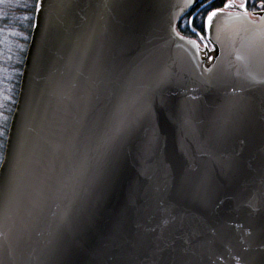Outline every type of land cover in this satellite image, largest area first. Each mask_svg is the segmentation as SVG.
Instances as JSON below:
<instances>
[{
    "label": "water",
    "instance_id": "obj_1",
    "mask_svg": "<svg viewBox=\"0 0 264 264\" xmlns=\"http://www.w3.org/2000/svg\"><path fill=\"white\" fill-rule=\"evenodd\" d=\"M188 1H37L0 264H264V21L197 47Z\"/></svg>",
    "mask_w": 264,
    "mask_h": 264
},
{
    "label": "rangeland",
    "instance_id": "obj_2",
    "mask_svg": "<svg viewBox=\"0 0 264 264\" xmlns=\"http://www.w3.org/2000/svg\"><path fill=\"white\" fill-rule=\"evenodd\" d=\"M38 0H0V164Z\"/></svg>",
    "mask_w": 264,
    "mask_h": 264
},
{
    "label": "flooded vegetation",
    "instance_id": "obj_3",
    "mask_svg": "<svg viewBox=\"0 0 264 264\" xmlns=\"http://www.w3.org/2000/svg\"><path fill=\"white\" fill-rule=\"evenodd\" d=\"M262 4L264 0H189L185 11L175 22V29L182 38L195 46L212 48L211 39H217L221 30L235 18L262 23ZM212 12L217 14L209 21Z\"/></svg>",
    "mask_w": 264,
    "mask_h": 264
},
{
    "label": "snow or ice",
    "instance_id": "obj_4",
    "mask_svg": "<svg viewBox=\"0 0 264 264\" xmlns=\"http://www.w3.org/2000/svg\"><path fill=\"white\" fill-rule=\"evenodd\" d=\"M227 6H230V5H227ZM262 6H264V4H262ZM241 7H245V5H241ZM218 11H219V10H218ZM216 14H217L216 12H212V13L209 15V17H208L209 21L211 20L212 16H215Z\"/></svg>",
    "mask_w": 264,
    "mask_h": 264
}]
</instances>
